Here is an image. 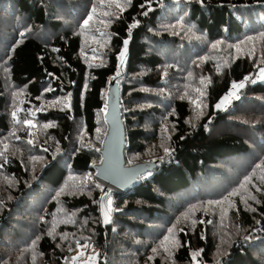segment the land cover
Masks as SVG:
<instances>
[{
  "label": "trees",
  "instance_id": "trees-1",
  "mask_svg": "<svg viewBox=\"0 0 264 264\" xmlns=\"http://www.w3.org/2000/svg\"><path fill=\"white\" fill-rule=\"evenodd\" d=\"M262 69L264 0H0V264H264ZM114 80L126 164L156 161L124 192Z\"/></svg>",
  "mask_w": 264,
  "mask_h": 264
},
{
  "label": "water",
  "instance_id": "water-1",
  "mask_svg": "<svg viewBox=\"0 0 264 264\" xmlns=\"http://www.w3.org/2000/svg\"><path fill=\"white\" fill-rule=\"evenodd\" d=\"M106 118L109 130L103 143V159L95 176L105 189L109 188L107 183L113 190L124 192L129 190L141 175L153 170L156 161L126 164V129L121 114L120 86L115 80L110 84Z\"/></svg>",
  "mask_w": 264,
  "mask_h": 264
},
{
  "label": "rangeland",
  "instance_id": "rangeland-1",
  "mask_svg": "<svg viewBox=\"0 0 264 264\" xmlns=\"http://www.w3.org/2000/svg\"><path fill=\"white\" fill-rule=\"evenodd\" d=\"M108 189L113 190L110 189V187ZM110 201L111 203L109 204L108 202L107 207L111 211L113 209V202L112 200ZM73 257L77 264H96L97 262L96 260L98 257V250L95 248L92 242H86L77 247L76 251L73 254Z\"/></svg>",
  "mask_w": 264,
  "mask_h": 264
},
{
  "label": "snow or ice",
  "instance_id": "snow-or-ice-1",
  "mask_svg": "<svg viewBox=\"0 0 264 264\" xmlns=\"http://www.w3.org/2000/svg\"><path fill=\"white\" fill-rule=\"evenodd\" d=\"M117 7H120V5L117 4ZM106 14H107V13H106ZM91 19H92V16H89L88 19L84 21V24L87 25V24H88V21L91 20ZM126 44H127V41H125V45H126ZM123 55H124V53L122 52V53H121V57H123ZM261 71L264 72V69H262ZM245 79H247V78H245ZM232 87H233V89L243 88V87H244V84H243V82L240 83L239 85L233 83ZM233 95H235V93H229V96H233ZM227 100H228V97L226 96L225 98L222 99L221 104H218V105H217V107H221V105H222L225 101H227ZM13 116H14V117L16 116V112H13ZM25 123H26V124H31V121H25ZM165 151H167V149H166ZM0 155H3V153H0ZM258 167H259V165H258ZM246 179H250V178H246ZM233 194H235V193H233ZM58 195H59V193H58ZM110 203H111V201H109V204H110ZM106 222H107V216H106ZM169 232L171 233V232H172V229H169ZM167 240H168V237H165V241H167ZM162 246H163V245H162ZM154 251H155V250H154ZM194 255H195V254H194Z\"/></svg>",
  "mask_w": 264,
  "mask_h": 264
},
{
  "label": "bare ground",
  "instance_id": "bare-ground-1",
  "mask_svg": "<svg viewBox=\"0 0 264 264\" xmlns=\"http://www.w3.org/2000/svg\"><path fill=\"white\" fill-rule=\"evenodd\" d=\"M106 185H107L108 187H110V189H112V186H111V185H109V184H107V183H106Z\"/></svg>",
  "mask_w": 264,
  "mask_h": 264
}]
</instances>
